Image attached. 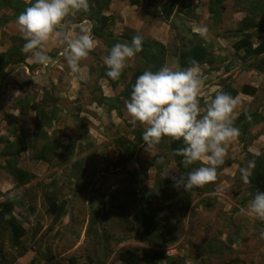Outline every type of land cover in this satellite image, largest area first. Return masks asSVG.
Returning a JSON list of instances; mask_svg holds the SVG:
<instances>
[{
    "label": "rangeland",
    "instance_id": "rangeland-1",
    "mask_svg": "<svg viewBox=\"0 0 264 264\" xmlns=\"http://www.w3.org/2000/svg\"><path fill=\"white\" fill-rule=\"evenodd\" d=\"M171 1L142 0L134 6L131 0H112L106 12L107 16L115 18L112 32L122 36L128 31L132 35L140 34L144 39L162 43L168 49L165 66L175 69L176 54L182 46L176 35L182 37L185 35L183 29L191 27L207 45L213 44V50L219 57V61L212 66L200 68L205 81L199 96L201 109H206V105L217 93H226L227 88L240 90L244 85H249L255 87L257 92L252 96L240 93L236 97L239 103L233 113L234 122L244 111L263 112L264 76L254 68L262 58L243 59L244 52L235 48L237 39L225 38L228 32L239 28L246 13L240 11L233 0H224L220 5L223 9L221 20L216 24L210 13L211 0H193L197 7L196 20L189 21L182 15L177 17V5L170 16V23H165L162 7ZM79 21L80 18L73 14L67 18V25L80 27ZM172 24L176 25L177 31ZM79 32L77 28L73 34ZM16 35L21 36L17 26ZM2 37L4 43L12 44L11 36L2 34ZM95 40L93 51L80 62L81 71L89 74L87 84L78 81L82 79L83 73H80V78H76L70 72L63 57V46L55 41H50L46 47L48 55H55L51 56L53 62L50 65L41 66L32 62L16 65V79L21 82H16L13 75L5 81V88L11 85L7 91L13 98L18 88L21 93L17 98L29 94L40 102L46 100L49 92L55 96L58 92L63 95L65 90L73 92L75 97L72 95V104L68 101L70 98L67 93L63 98L57 96V105L61 111L56 124L48 132L59 139L61 153H66L65 146L70 141H74L80 151L76 149L65 166L59 165L58 157L52 164H47L34 160L30 151L28 155H21L18 166L33 173L34 179L16 189L12 177L3 168L5 161L0 160V202L6 198H17L19 203L15 207V214L25 221L24 226L28 229L24 244L30 249L12 264H32L33 260L35 264H44L43 258L36 254L39 249L65 262L75 258L79 264H88L90 261L93 264H124L120 254L126 250L135 251L142 257L155 252L179 257L181 259L177 261L178 264H264V239L259 238L264 222L247 214L249 202L243 203L248 198L247 187L240 177V164H247L243 160L246 152L259 154L264 147V122L253 128L252 132L258 138L247 148L239 138L228 145L225 162L233 160L235 163L217 170V179L213 185L207 184L210 191H204L207 185L184 191L180 198L168 201L181 203L174 206L172 211H162L156 202L150 206L159 217L169 221L170 231L164 237L157 235L152 244L136 239L139 230L136 215L138 206L137 201L128 195V187L133 185L134 178L142 179L139 187L146 186L158 192L164 189L175 195L183 189L175 188L170 177H178L185 169L178 156L168 150L162 151L158 145L148 152L143 145L133 157L120 155L118 146L131 142L132 131L138 128L143 130L144 127L140 124L134 127L126 109H123L122 117L107 110L88 109L93 108L90 107L92 86L100 83V80L99 83L94 82L99 78V68L104 66V57L108 51L100 39ZM26 67L28 72L23 70ZM134 68L136 57L129 60L125 68L129 70L126 83L131 79ZM13 69L10 68V72ZM123 88L124 83L119 84L115 95L118 96ZM79 91L81 100L77 102ZM8 98L4 107L7 112H13L16 98ZM33 118H21L16 123L19 133L23 132L27 136L34 130L36 123ZM197 163L202 165V162ZM197 163L194 167H199ZM159 164L162 165L160 178H156L155 165ZM132 173L137 174L132 177ZM167 173L169 176H166ZM158 182L159 190L156 189ZM45 190L55 192L60 200L67 202L65 215L56 223L46 214L42 199ZM187 197L190 205L184 211L181 209L185 207ZM162 205L166 206L165 203ZM30 207L34 208L33 213L29 211ZM36 228L39 230L36 231ZM4 242L5 260L0 258V264H9L12 255L17 252L11 249L7 240Z\"/></svg>",
    "mask_w": 264,
    "mask_h": 264
},
{
    "label": "trees",
    "instance_id": "trees-1",
    "mask_svg": "<svg viewBox=\"0 0 264 264\" xmlns=\"http://www.w3.org/2000/svg\"><path fill=\"white\" fill-rule=\"evenodd\" d=\"M224 0H211L212 9L210 13L215 19V23L221 20V15L223 9L220 7ZM235 6L242 12H245L244 22L239 24V28L235 31H230L225 35V38L237 39L235 48L237 51H243V59H251L261 57L259 63L254 67L260 74L264 76V0H233ZM34 0H0V26H4L9 22L16 20L17 16L23 12L27 7L31 6ZM112 0H90V9L88 13H76L75 16L80 18L79 23L83 21H89L92 24L91 32L94 38L100 39L103 44L108 48L106 54L108 55L110 49L116 43H123L125 41H131V32H125L122 36H116L111 30V26L115 24V18L107 16L106 12L109 10ZM142 0H131V5H139ZM179 5V10L175 14L177 17L182 15L187 20H196L198 18L193 0H172L171 3L165 4L162 7L164 12L163 22L170 23V16L176 6ZM186 24H183V26ZM175 31L178 30L176 25L172 24ZM185 35L176 38L181 41L182 46L178 49L177 67L186 68L190 65V62L195 60L199 62L200 68L208 65L212 66L217 61L219 57L213 50V44H208L202 39L200 35L193 32L191 27H185ZM11 46L8 50L0 55V90L6 87L5 80L7 79L8 72L6 71L10 66L24 65L28 59V54L22 53L21 48L25 41L21 36H11ZM168 55V49L162 43L157 41H152L149 39H143V50L138 53L136 57V68L133 69L134 73L131 76L129 82L126 83L129 70L123 71L121 77L118 80H112L106 77L105 71L106 66L99 68V78L98 80L105 79L108 82L109 93H114L113 96H104L102 88L99 84L95 85L92 92L93 100L99 105H105L108 112H117L119 117L123 116V109L125 108V101L130 97L132 85L135 83L136 78L141 75L145 70L157 71L162 66H165L166 57ZM53 56V55H52ZM124 83L123 90L118 96L115 95V89L119 84ZM257 92L255 87L249 85H244L240 90L227 88L226 93L237 97L240 93L246 96H252ZM111 95V94H110ZM34 96L27 94L25 97L17 98L15 105L13 106L19 113L15 117L11 114L5 116L7 123L9 125V132L11 135H15L16 138L11 141L8 137H3L1 139L4 147L0 148V160L5 161L3 168L12 177L13 183L16 188H20L24 185L29 184L34 179V174L22 169L18 166V159L25 151H30L32 153V158L36 161L45 162L47 164H52L56 157L59 158V165H66L72 154H75L76 149L75 142L70 141L68 145L65 146L66 153L60 152L61 144L59 139L54 137V134H49V129H51L55 121H57L59 112L61 109L57 105L58 98L53 93L49 92L46 100L36 101ZM207 106V105H206ZM35 112V127L33 130V139H26L23 132L19 133V127L16 123L20 122V119H27L29 113ZM250 117V119H249ZM264 122V111L254 112L244 111L234 122V125L239 128L240 142L246 145L253 143L258 135L253 134V128ZM144 129H134L132 131L133 139L127 144H122L118 146L120 149V155H129L133 157L139 148L143 146L141 136ZM18 133V134H17ZM17 134V135H16ZM119 145V144H118ZM1 146V143H0ZM159 148L164 151L168 150L173 153L175 149L182 147V142L172 141L169 138L162 139L161 143L158 145ZM80 147V145H79ZM81 150V149H80ZM177 157V156H176ZM182 159L181 157H179ZM120 160V159H119ZM244 161L248 162L250 160L256 161V166L251 170L250 183L246 184L248 198L243 201L247 204L252 199L253 194L259 190L264 191V147L260 154H253L251 152H246ZM235 163V161H224V164L218 167L217 170L224 168L226 165L230 166ZM201 166L200 163H197ZM223 166V167H222ZM246 167L247 164H240V167ZM162 165H155L157 169L156 178H160ZM194 165L185 169L184 172L193 170ZM137 173H132V177H135ZM132 186L128 187V195L137 201V218L139 224V230L136 232V239L145 243H154L156 236L161 235L164 237L170 230L169 221L166 218L159 217L156 211L151 209V205L156 202L157 205L161 206V210L172 211L173 207L180 205L174 201L176 198H180L183 195L184 190L175 195L173 193H167L164 189L159 190V183H156V189L152 190L149 187L143 186L139 187L142 182L141 178L135 179ZM214 182L210 183L212 186ZM191 190H195L194 188ZM211 189L208 185L204 187V191L208 192ZM239 194V192H236ZM189 195V194H187ZM185 195V196H187ZM172 196H175L173 199ZM139 197V198H138ZM45 207L46 214L54 220L56 223L61 220V218L66 213L67 202L60 200L58 194L53 191L45 190L43 191L42 197ZM167 202V203H166ZM19 203V200L6 198L0 202V258L5 260V240L10 243L11 249L16 250V255H12V259L9 264L13 261L25 255L27 250L30 248L24 244L25 238L28 236V229L24 226V220L18 218L15 214V207ZM103 202L101 201L100 204ZM165 203L166 206L162 205ZM190 200L187 197L185 202V207H181V210L187 211L189 208ZM210 206L208 203L206 204ZM141 207V208H140ZM29 211L34 212V208L30 207ZM185 214V213H184ZM26 220V219H25ZM165 220V223H163ZM173 228V227H172ZM39 229L36 228V231ZM37 234V232H35ZM35 237V236H34ZM36 254L43 258L44 264H79L75 258H70L68 261H63L57 259L55 256L42 252L41 249L36 250ZM181 258L173 256H165L163 253L155 252L149 254L148 256L142 257L135 251L126 250L120 254V260L124 264H161L163 261L166 264H178ZM32 264H35L34 260ZM88 264H93L91 261ZM183 264V262L181 263Z\"/></svg>",
    "mask_w": 264,
    "mask_h": 264
},
{
    "label": "clouds",
    "instance_id": "clouds-1",
    "mask_svg": "<svg viewBox=\"0 0 264 264\" xmlns=\"http://www.w3.org/2000/svg\"><path fill=\"white\" fill-rule=\"evenodd\" d=\"M90 0H34L21 12L15 24L25 41L21 52L34 64L48 66L53 58L47 54L50 41L63 46V57L70 72L80 78L81 61L96 46L93 33L81 26L79 34L67 26V18L76 13H88ZM206 31V29L204 30ZM143 36L133 35L131 41L116 43L104 57L105 75L118 80L128 61L143 50ZM204 79L198 61H191L186 68L162 66L157 71L145 70L132 85L125 108L135 127H144L141 136L148 152L164 138L182 142L174 150L181 157L185 169L202 162V165L177 176H171L173 186L184 191L203 187L217 179V169L224 164L228 145L239 137L233 113L238 99L219 92L201 109L199 96ZM203 112V114H201ZM250 119V117H249ZM255 160L240 168L243 183H250ZM169 176V173L166 174ZM247 214L264 222V191L257 190L247 205ZM259 238L264 239V229Z\"/></svg>",
    "mask_w": 264,
    "mask_h": 264
},
{
    "label": "crops",
    "instance_id": "crops-1",
    "mask_svg": "<svg viewBox=\"0 0 264 264\" xmlns=\"http://www.w3.org/2000/svg\"><path fill=\"white\" fill-rule=\"evenodd\" d=\"M134 6H136V5H134ZM78 24H80L79 26L80 27H73L72 28V26L73 25H71V24H69L70 25V27H68V28H70L71 30H73V33H75V31H76V29L77 28H81V26H84V27H87V28H89L90 30H91V27H92V24H91V22H89V21H83V22H81V23H78ZM75 25V24H74ZM16 24H15V20H13V21H11V22H9L8 24H6V25H4V26H0V55L1 54H3V53H5L7 50H8V48L11 46L8 42L7 43H4L3 42V37H2V34H8L9 36H15L16 35ZM68 26V25H67ZM54 50V49H53ZM93 51V50H92ZM54 52V51H53ZM60 55H61V53H59ZM59 55V56H60ZM52 56V55H51ZM55 55H53L52 57H54ZM26 62H28V63H30L31 61L29 60V59H27L26 60ZM10 68H14L11 72H10ZM16 67L15 66H10V67H8L7 68V72H8V76H7V78L8 77H10V75L12 76L13 75V77L16 79ZM24 70V72H25V70L28 72V68L26 67L25 69H23ZM83 73V74H82ZM81 74H82V79H79L78 81H79V83L80 82H83L84 81V83H86L87 84V81H86V78H88L89 77V74L88 73H85V72H83V71H81ZM18 76V75H17ZM22 80H25V79H22ZM6 81V80H5ZM16 82H21L20 81V79H16ZM94 83H99V80H98V78H96L95 79V82ZM6 85V84H5ZM16 85V84H15ZM99 85L101 86V88H102V92H103V94H104V96L108 99V97H111V95H110V93H109V88H108V82L105 80V79H100V83H99ZM8 87V89H10V86L11 85H7ZM94 87H95V84H93V86H92V90H91V95H92V97H91V100H90V102H91V105L92 106H90V107H93L92 109H90V108H88L89 110H107L108 111V109H107V107L105 106V105H99V104H97V102L96 101H94L93 100V94H94V92H95V89H94ZM7 88H3L2 90H0V111H1V113H0V143H1V146H0V148L2 149L3 147H4V145L2 144V141H1V139L3 138V137H8L11 141H13L15 138H16V136L15 135H11V133L9 132V129H6V124L8 125V123H7V120L5 119V114H11V115H13V116H17V110L16 109H14L13 108V112H16V113H13V112H7V110L5 109V107H4V105H5V102H6V100H8L9 98L8 97H11V98H13V95L11 96H9L8 94H9V91H7L8 89ZM18 88V87H17ZM119 88V85L117 86V88L115 89L116 91H117V89ZM93 89H94V92H92L93 91ZM88 92H89V90H88ZM15 93V92H14ZM19 93H21V91H20V89L18 88V91H16V93H15V95H14V97L17 99V96H19ZM68 94V96H69V98H70V100H68L71 104H72V101H71V98H72V95H74V97H75V94L73 93V92H71V91H68L67 92V90H65V93L64 94ZM71 93H73V94H71ZM6 94V95H5ZM12 94V93H11ZM18 94V95H17ZM60 94H62L61 92H58V93H56V95L59 97V98H63V95H60ZM78 95H79V98L77 99V102H79V100H81V98H80V96H81V94H80V91H79V93H78ZM26 96V95H25ZM24 96V97H25ZM31 96V95H30ZM62 96V97H61ZM108 96V97H107ZM15 98H13V99H15ZM23 98V97H22ZM16 99H15V102H16ZM10 100H12V99H10ZM36 101H39V100H37V99H35ZM109 100V99H108ZM77 105L78 104H80V103H76ZM80 108V107H79ZM96 108V109H95ZM4 110V111H3ZM85 110V109H84ZM82 112H83V110H82ZM34 113V114H33ZM116 114L117 115V112H115V111H112L111 112V114ZM31 114V115H30ZM29 116L31 117V116H34V118L33 119H35V112L33 111L32 112V110H31V112L29 113ZM29 127V126H28ZM30 127H32L31 125H30ZM18 134V133H17ZM16 134V135H17ZM25 138L26 139H33L34 138V136H33V130L31 131V132H29V134L26 136L25 135ZM28 153H29V151H25V152H23L22 153V155H28ZM260 154V153H259ZM30 155V154H29Z\"/></svg>",
    "mask_w": 264,
    "mask_h": 264
}]
</instances>
